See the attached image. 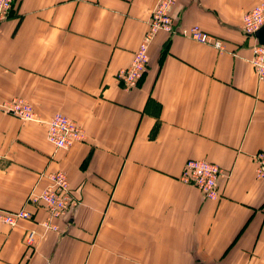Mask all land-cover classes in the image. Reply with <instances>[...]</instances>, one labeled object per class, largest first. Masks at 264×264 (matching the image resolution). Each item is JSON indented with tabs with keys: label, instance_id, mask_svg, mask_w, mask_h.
Wrapping results in <instances>:
<instances>
[{
	"label": "crops",
	"instance_id": "1",
	"mask_svg": "<svg viewBox=\"0 0 264 264\" xmlns=\"http://www.w3.org/2000/svg\"><path fill=\"white\" fill-rule=\"evenodd\" d=\"M161 0H16L0 25V264H264V81L243 14L261 0H177L140 84L128 67ZM199 25L222 48L184 32ZM18 97L40 121L3 110ZM64 113L83 141L56 149L47 121ZM188 159L225 169L220 197L179 179ZM67 173L78 205L59 217L36 200ZM33 233L34 245L26 238Z\"/></svg>",
	"mask_w": 264,
	"mask_h": 264
},
{
	"label": "built area",
	"instance_id": "2",
	"mask_svg": "<svg viewBox=\"0 0 264 264\" xmlns=\"http://www.w3.org/2000/svg\"><path fill=\"white\" fill-rule=\"evenodd\" d=\"M16 0H0V25L6 21ZM177 0H161L153 9L148 21V29L134 52L133 60L128 67L118 71L116 77L125 89L137 87L148 70L150 63L149 50L160 31L175 33L172 8ZM264 25V1L258 3L243 14L242 29L246 35L254 39L252 46L253 55L250 60L259 80L264 81V44L256 36L257 31ZM186 35L202 43H211L222 48L223 42L205 32L199 25H193L184 32ZM3 110L25 121H40L41 118L34 106L22 99L15 97L3 105ZM85 138L84 128L81 123L64 113H56L47 121V139L56 149H67ZM256 175L259 180H264V149L255 154ZM225 169L219 164L206 159H188L179 175L180 181L193 185L199 189L206 199H218L219 180L224 176ZM49 185L36 197L50 213L51 217L65 215L77 200L73 196L69 177L66 172L58 170L49 174ZM33 213L26 207L16 210L0 208V222L12 227L17 226L23 219L32 218ZM27 246L34 245L33 233L26 238Z\"/></svg>",
	"mask_w": 264,
	"mask_h": 264
},
{
	"label": "water",
	"instance_id": "3",
	"mask_svg": "<svg viewBox=\"0 0 264 264\" xmlns=\"http://www.w3.org/2000/svg\"><path fill=\"white\" fill-rule=\"evenodd\" d=\"M256 36L261 44H264V25L257 31Z\"/></svg>",
	"mask_w": 264,
	"mask_h": 264
},
{
	"label": "rangeland",
	"instance_id": "4",
	"mask_svg": "<svg viewBox=\"0 0 264 264\" xmlns=\"http://www.w3.org/2000/svg\"><path fill=\"white\" fill-rule=\"evenodd\" d=\"M263 1H264V0H261L260 2H263ZM260 2H259V3H260Z\"/></svg>",
	"mask_w": 264,
	"mask_h": 264
}]
</instances>
